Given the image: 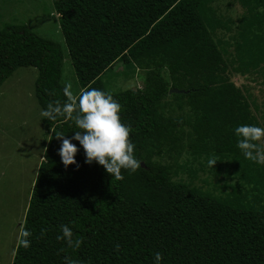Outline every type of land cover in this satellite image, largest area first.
I'll return each instance as SVG.
<instances>
[{
    "label": "trees",
    "instance_id": "1",
    "mask_svg": "<svg viewBox=\"0 0 264 264\" xmlns=\"http://www.w3.org/2000/svg\"><path fill=\"white\" fill-rule=\"evenodd\" d=\"M52 2L80 92L96 88L119 102L141 167L113 179L85 163L75 140L77 164L65 167L55 132L71 140L78 129L72 119L43 117V161L20 229L31 231V243L17 242L12 264H64L66 256L154 264L157 252L161 264H264V166L244 159L233 132L264 127V101L240 84L252 77L264 86V0ZM64 62L60 44L25 25L0 31V89L17 69H36L41 109L67 100ZM115 69L127 80L141 72L144 88L111 91L103 77ZM61 225L83 238L79 249L56 239Z\"/></svg>",
    "mask_w": 264,
    "mask_h": 264
},
{
    "label": "rangeland",
    "instance_id": "2",
    "mask_svg": "<svg viewBox=\"0 0 264 264\" xmlns=\"http://www.w3.org/2000/svg\"><path fill=\"white\" fill-rule=\"evenodd\" d=\"M238 12L239 8L230 10L232 16ZM7 25H25L40 38L60 44L65 53L62 82L71 84L73 96L80 92L52 0H0V31ZM124 67L120 64L118 72L124 71ZM118 72L115 69L103 77L111 91L144 88L141 72L133 73L129 80L125 79L124 73ZM38 75L33 68L17 69L0 89V264L13 263L20 229L44 155L46 136L35 89ZM256 79L246 78L240 84L250 87L261 104L264 86L259 85L261 79L257 82ZM188 159L185 156L180 163L184 164ZM192 164L188 163L187 167ZM188 174L183 173L181 178L189 180ZM199 179L216 183L221 177L216 179L212 172H200Z\"/></svg>",
    "mask_w": 264,
    "mask_h": 264
},
{
    "label": "clouds",
    "instance_id": "3",
    "mask_svg": "<svg viewBox=\"0 0 264 264\" xmlns=\"http://www.w3.org/2000/svg\"><path fill=\"white\" fill-rule=\"evenodd\" d=\"M70 89L71 84L66 83L63 92L67 100L63 104L59 101L50 102L46 109L40 112L47 120L54 121L59 117L72 119L75 128L78 129L73 132L71 140L62 132H55L56 137L61 140L58 155L63 165L68 167L77 164L75 157L79 149L72 143V140H75L84 151L85 163L102 166L113 179H122V170L131 173L140 168L141 161L135 157V145L130 139L133 130L131 126L121 121L119 102L111 94L96 88L82 90L78 97H73ZM233 132L236 137V148L244 159L264 166V127L239 124L234 127ZM216 163L213 157L207 160L208 167L213 168ZM44 231L41 230L42 234ZM60 233L56 239L64 241L68 248L77 250L81 247L83 238L78 236L74 238V233L68 225H61ZM31 236V231L23 229L19 234L18 243L28 248ZM115 247L117 251L120 250L119 245ZM161 261V254L155 253L154 264H161ZM64 264H79V261L66 256Z\"/></svg>",
    "mask_w": 264,
    "mask_h": 264
},
{
    "label": "water",
    "instance_id": "4",
    "mask_svg": "<svg viewBox=\"0 0 264 264\" xmlns=\"http://www.w3.org/2000/svg\"><path fill=\"white\" fill-rule=\"evenodd\" d=\"M177 93H184V92H182V91H178V90H176V89H172V90H170V94L172 95V94H177Z\"/></svg>",
    "mask_w": 264,
    "mask_h": 264
}]
</instances>
